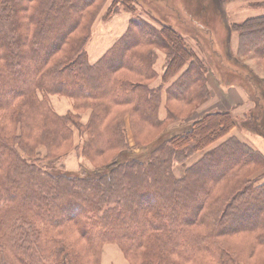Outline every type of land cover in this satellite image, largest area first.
Segmentation results:
<instances>
[{
  "label": "trees",
  "instance_id": "obj_1",
  "mask_svg": "<svg viewBox=\"0 0 264 264\" xmlns=\"http://www.w3.org/2000/svg\"><path fill=\"white\" fill-rule=\"evenodd\" d=\"M102 1L104 2V0H13L10 2L0 0V82L6 81L3 77L5 71L7 77L10 78L9 82L26 84L24 76L19 77L22 70L14 67L25 59L33 64L31 65L33 71L28 78L30 82L28 88L11 95L10 101H7V105L14 104L16 112L20 114L19 117L14 111L10 121L12 124H15L13 122L21 123L19 129L15 128L7 135L5 131L8 129L7 120H0V174L3 175L5 181V190L0 200L5 201L11 208L6 212L2 211L4 214L0 210V227L3 228L4 233L11 230L10 237L16 243V236H21L24 226L46 223L52 230L34 229V232L37 241L39 239L48 241L53 254L57 252L56 248L61 250V253L56 254L53 263L50 264H85L86 259L82 257L70 259V255L63 251L66 248L62 247V249L60 246L62 243L56 241L57 235L54 231L63 227V223L74 222L78 225L88 209L95 213L97 210L94 205L98 206L99 203L91 199L98 190L102 191V187L108 184L109 179L122 172L132 185L130 199L146 200L144 194L139 195L140 192L146 191L143 189L144 185L160 188L162 194H174V206L167 202L168 207L160 206L154 210V213L150 212L152 206L142 211L143 213H137L132 208L130 209V200H128L126 204H122L125 212L119 217L113 215L117 222L127 217H131L132 220L142 217L144 225L150 229L140 231L141 239L143 236L149 239L151 235L147 234H158L150 238L153 241L152 244L141 243V245H136L132 251L122 246L128 255L132 252L137 259L131 256L130 260L133 264L249 263L255 258L257 249L262 250L261 247H264V200L260 205V199H264V184L254 187L255 181L251 179V175L249 176L252 171L264 169V156L235 137L229 138L217 150L210 151L207 154L208 158L202 160L195 168L196 175L199 176L207 169L212 170L223 166L226 160L232 161L230 166L221 169L212 180L219 181V185L232 175L233 182L228 187L230 193L213 204V212L206 218L203 217L202 212L206 209V201L210 198L211 189L207 190L206 194L204 190H201L203 191L201 196L205 195L203 198L207 199L206 201L205 199L200 200L192 211V216L185 222L191 231H187L188 240L179 238L180 233H183L182 236L187 233L176 227L178 216L175 215L179 212V208L184 207L179 199L184 201L192 192L184 193L179 189V182L174 180L171 171L169 172L171 161L169 162L167 157L156 159L149 167L151 172L140 164L124 165L115 167L109 172H97L93 177L74 174L55 176L34 163L37 162L34 160L36 151L42 145L47 148L48 157L67 153L69 147L65 144L71 139L70 129L66 127L68 122H73L83 131L89 132L92 138L96 134L93 142L98 141L97 143L103 147L101 149L105 152L120 149L121 153L126 145L124 132L121 131V118L114 125L105 124V121L114 122L115 108L132 107L134 111L141 113L142 119L151 122L153 126L163 123L154 114L155 106L156 108L158 106V91L161 88L157 90L150 88L151 81L157 76L153 69L157 49L166 52L162 82L166 84L170 79L173 80L179 75L178 79L173 81L175 82L172 85L174 89H171L172 87L168 89L169 102L172 100L190 105L193 101H201L207 95L204 84L206 67L188 44L185 34L170 25L158 28L143 19L138 14L135 0L111 1L106 19L122 12L131 14L132 18L126 33L96 63L92 64L86 47L90 39V27L97 11L93 12L85 26L86 34L78 39H75L74 35L83 27L85 16L90 15L95 5ZM219 1L203 0L200 13L196 16V21L200 25L209 26L217 16H219L217 19H223V12L218 7L221 5ZM193 18L195 20L194 15ZM226 29L228 33L237 32L240 39L238 56L230 53L226 43L223 55L227 61L236 65L239 61L241 62L239 59L241 57L264 60V15L252 17L242 23L226 25ZM57 39L58 41H55ZM50 45L51 51L44 55L45 49ZM67 45L69 48H66ZM139 55L145 56L141 62L142 67H139ZM39 60L40 64L34 68V64ZM242 63L245 66L239 65L241 72L238 73L242 80L241 83L252 88L255 98L262 106L248 112L246 122L244 121L241 127L264 139V79L248 71L247 65ZM12 68L14 72L11 71ZM184 70L185 72L181 74ZM121 73H127L131 77L135 75L141 79L139 81L128 80L130 78L124 77ZM78 77L81 79L78 80ZM231 77L230 74L227 78L222 77V82H233ZM36 88L73 98L76 101L78 113L86 112L88 109L92 111L90 122L87 126H82L77 115L57 116L46 103L40 100L35 102L38 99L34 92ZM191 123L186 133L174 135L167 140L171 150L175 153L181 151L197 153L208 149L230 135L237 126L236 119L230 112L208 113ZM249 125H253L255 130L252 131ZM105 134L108 135L110 142L102 141ZM13 142H17L22 153L30 159L24 155L22 157L18 155ZM23 142L26 143L23 144ZM88 142L90 143V140ZM150 144L148 142L147 146ZM6 156L8 160H11L4 165ZM204 167L206 168L203 169ZM150 174L153 176L152 179L148 177ZM193 195L192 197H195ZM17 196H19V201L15 200ZM225 200H228V203L232 201L227 210L224 209L228 205V203L225 204ZM247 202L255 206V210L252 211L253 218H250L251 222L247 220L251 216L247 209L241 208L242 204ZM68 208L74 214L66 218H57L54 221L49 218L55 213L59 216L60 212ZM128 209L131 213H128ZM93 212L89 211V214ZM235 214L238 215V223L243 214L245 219L243 220L248 223L244 224L242 220L241 225L232 228L231 225L236 224L234 223L236 218H233ZM169 220L174 223L167 225ZM88 221L91 219L89 218ZM199 223L203 227L206 223L209 225L205 233L195 232ZM123 230H121L122 234H127L129 239L135 236L134 230L126 231L124 228ZM4 233L0 231V242L5 238ZM86 234L87 232L82 229V236L85 237ZM251 234L254 237L250 239L248 235L252 237ZM233 236H239L243 241L238 248L231 249L227 243L226 249L219 245V240L226 242L227 238ZM165 240L167 244L169 243L168 247ZM194 240L198 242L191 246L189 241ZM170 244H172L171 251L168 249ZM197 249L200 252L196 255ZM144 250H146L148 261H141L139 254L145 255L141 253ZM83 252H90V250ZM172 255L179 259H173ZM202 256L210 259H203ZM60 257L65 260L61 261ZM28 260L24 264H41ZM240 260L244 262L240 263ZM2 263L7 264L8 261ZM45 263L46 261L42 264Z\"/></svg>",
  "mask_w": 264,
  "mask_h": 264
},
{
  "label": "rangeland",
  "instance_id": "obj_2",
  "mask_svg": "<svg viewBox=\"0 0 264 264\" xmlns=\"http://www.w3.org/2000/svg\"><path fill=\"white\" fill-rule=\"evenodd\" d=\"M10 1L13 0H9V2ZM111 1L112 0H104V2L102 1L103 3L101 2L96 4L95 7L91 10L90 12L91 14L85 16L83 27L79 30V32H77L74 35V38L78 39L79 37H82L86 34L85 26L88 23V20L91 18L93 12L97 11L96 16L94 18L95 20L91 24L89 31L90 39L86 47L87 53L89 46L93 42L94 38L97 37L98 39V36H96L98 28L110 22L112 18L116 16L114 15L111 18L106 19L107 10L111 5ZM135 1H136V7L138 9V14L152 25L158 28H161L163 25H170L174 29L181 31L185 34L188 44L193 48L195 54L204 63L206 67L205 73L206 72L207 73L205 74L204 84L207 95L203 97L204 99H202L201 101L199 100L193 101V103L190 105L184 102H178L172 100L169 102L168 89L170 87H172L171 89H174L172 85L175 82L173 81L177 80L179 75H177L173 80L170 79V81L166 84L162 82V74L164 72V66L166 61V52L161 49H157L156 51L157 55L155 58L156 60L153 66V69L155 70L157 76L155 77L154 80L151 81L150 88L155 90L161 88L158 91L159 92L158 106L157 108L155 106L154 114L156 115L157 119H159L163 123L153 126L151 122L145 120L144 118L142 119L141 113L138 111H134L132 107L115 108L116 118L114 122L105 121V124L114 125L121 118L122 120L121 131L124 132L123 136L126 140L125 141L126 145H124L125 147L123 148V151L121 153L120 149L106 150L105 152L103 149H101L103 147L97 143L98 141L93 142L94 136L96 134L92 138L89 132L83 131L73 122H68L66 127L68 126V128L70 129L71 139H69L65 144L67 147H69L67 153L65 155L57 154L53 157H48L47 156L48 150L45 146L42 145L36 151V157L34 158V160H37V162L34 163H37L38 166H40L42 169L51 172L55 176L61 174H66V175L74 174L77 176L93 177L95 174H97V172H109L115 167L124 166V165L134 166L140 164L146 170H149V167L156 159H164V157L165 158L167 157L168 161L169 162L171 161V163H169V172L171 171L174 180L179 182L178 185L179 189L182 190L184 193L187 191H191L192 194L195 195V197H192V194L190 196L188 195V197H186L184 201L181 200V198L179 197L180 198L179 200L181 201L182 204H184V207L179 208V212H177L176 213L177 215H175L178 216L176 227L178 229L181 228L182 231L187 233V235H183V236H182L183 233H180L179 238L187 239L189 237L187 231L189 232L191 231L189 230L188 225L185 224V222L190 216H192L191 213L195 209L197 204H199L200 200L205 199L206 201L207 199V198H203L205 195L201 196L203 195V191L201 190H204V194H206L207 190L211 189L209 193L210 198L206 201L207 202L206 209L202 212V215L205 218L209 217L210 214L213 212V208H212L213 204L222 200L226 194L228 195L230 193L228 187L229 185L231 186L233 182V178L231 177L232 175L227 177V179L222 181L219 185H218L219 181L214 182L212 178L217 176L221 169L230 166L232 161L226 160L224 161L223 166L214 168L212 170L207 169L205 172L203 173L201 172L199 176L196 175V170H195L196 166L200 164L202 160H204L208 156L207 154L210 151L212 152L217 150L219 147H221L223 143H225L229 139V135L227 137L222 138L220 141L215 143L210 148L197 153L191 151H181L175 153L173 150H171L172 148L169 146L167 140L170 137H173L174 135L186 133L188 131V127L192 124L191 122L198 120L199 118L205 116L208 113L219 112L215 110L213 111L209 110L208 106L210 104V100L212 97L211 90L214 84L216 83L215 80L217 82H220L219 81L220 74H223L222 77L224 78H227L228 74H230L232 76L231 78L233 80V84L240 86L238 82H242V80L238 74L239 72H241L239 65L245 66L242 62H244L247 65L246 68H248V71H251L255 75H257L253 71V68L250 65V61H252L251 64H254V66L257 68L260 74H264V60L256 59L253 62V58L241 57L242 59L239 58L241 62L238 60L239 64L234 65L229 61H227L225 59V56L223 55L226 43L228 44V49L230 50V53H232L233 55L235 54L238 56L237 51H239L240 48L238 47V49H236L237 53H234V51L230 47L229 44L230 38L232 37V34L237 32H231V33L227 32L226 25L230 26V24L227 21L229 19L228 15L233 14L235 12H239V13L259 12L260 14L258 13L257 15H254L252 17L262 16L264 15V0H235L238 2V5L235 8H233L234 5L229 6L228 10H226L227 3L234 0H220L219 2L221 3V5H219L218 7L223 12L222 13L223 19L220 18L217 19V17H219L217 16L216 19H214L213 21V16H212L211 19L213 22L210 23L209 26L205 24L200 25V23L196 21V16L197 14L200 13V7L201 4H203V0H197L196 2L194 0H135ZM119 7H121V9L123 8L122 6ZM32 10L34 9L32 8ZM229 10L231 11L229 12ZM122 13H126V12H122ZM193 15L195 17V20L193 18ZM248 17L249 18L247 19L252 18L251 16ZM255 40H257V38ZM55 41H58V39ZM66 48H69V45H67ZM51 49L52 47L50 45V47L45 49L44 55H47L51 51ZM140 53L144 54V52H140ZM26 54L29 55L28 51H26ZM88 57L90 60V54H88ZM144 57L145 56L142 55L138 56L140 60L139 67H142L141 65L143 64L141 62ZM233 57L237 58L235 56ZM39 64H40V60L34 64V68L38 67ZM31 65L33 64L30 63L28 59H25L18 66L14 67L15 69L19 67L22 70L20 71L19 77L24 76L25 80L27 81L26 84H20V82L19 83L9 82L10 78L7 77L5 71L3 77L5 78L6 81L0 82V107H1L0 120H7L6 125L8 129L5 130L8 133L7 135L12 133L15 128L16 130L19 129V126L21 125V123L18 124L17 122H13L15 124L10 123L14 111L16 112L17 109H15L14 104L8 106L7 101H10L11 95L15 94L20 90H24L28 88V86L30 85V82H28V78L31 76V72L33 71V66ZM161 65L163 66H162V71L160 72V70L157 67ZM27 68L30 69L27 71L26 70ZM11 71L14 72L13 68ZM184 72L185 70L182 71L181 74H183ZM133 73H137V72H133ZM140 73L143 72L140 71ZM121 74H124V77L126 78H130L128 80L135 79L139 81L141 79L140 77L135 75L131 77L127 73H121ZM240 75L242 74L240 73ZM79 79L81 78L78 77V80ZM224 85L226 86V84ZM34 92H35V97L37 96L38 98L35 102H39L40 100L41 102L46 103L48 107L52 110V112L57 116L66 117L70 114L77 115L80 118L79 123L82 126H87V124L90 122L92 111L88 109L86 112L78 113L76 111L77 110L76 101H74L73 98L64 95L48 93L47 91H44L42 88H36ZM193 93L195 94V89L193 90ZM16 114L18 113L16 112ZM169 115L171 118L169 117ZM18 116L20 117V114H18ZM246 118L247 115L240 117L236 120L237 129L244 130L241 126H243V124L246 122ZM249 127L252 128L251 129L252 131L255 130V127L253 125H249ZM21 132H22V128H21ZM255 135L259 136L257 134ZM88 139L90 140V143L88 142L89 141ZM102 141L107 143L109 141L108 135L103 136ZM148 142L151 144L147 146ZM25 143L26 142H23V144ZM13 146H15V149L17 151L16 153L22 157V155L24 154L19 149L20 145H18L17 142H13ZM25 157L27 159H30L27 156ZM4 159H5L4 160L5 163L3 162L4 165H7V163L11 160V159L8 160L7 156L4 157ZM205 168L206 167H204L203 169ZM249 176L253 181H255L254 187H258L264 184V178H263L264 169L261 171L258 170L256 172L252 171L249 174ZM148 177L152 179L153 176L152 174H150ZM183 181L184 183H180ZM4 182H5L4 177L2 174H0V197L1 195H3L5 190ZM134 184H136V182H134ZM205 184H207L206 187ZM143 189L146 191L140 192L139 195L142 196L144 194L146 200L141 201V200H134L133 198L130 199V192L132 190V185L127 180V177L123 176L122 172H119L117 175L113 176L112 179H109L108 184H104V186L102 187V191L98 190V192L95 193L94 198L91 199V201L99 203L98 206H95L93 204L97 211L94 213L93 210L88 209L87 214L85 215V217L81 219L78 225H76V223L74 222L65 223V224L63 223L62 224L64 225L63 227L59 228L57 231L56 230L54 231L55 234L57 235L56 241L62 243V245H60L61 248L62 247L66 248V249L63 248L62 249L66 254L70 255V259L71 258L76 259V257H82L86 259L85 264H133L130 260V258H132L131 256H133L135 260L137 259L135 258L134 255H132V252H129L130 255H128L123 250L122 246L125 247L127 250L132 251L133 248L136 247V245H141V243L152 244L153 241H151L150 238L153 237V235L156 236L158 234L157 233L147 234V235H151L149 239L145 238L144 236L141 239V236H139L141 234L140 231H148L150 229V227H146L144 225V221L142 220V217H138L136 220H132L130 219L131 217L130 218L127 217L123 219V221H120L119 219V222H117L113 215L119 217L120 214H123L125 211L122 204L124 203L126 204L128 200H130V209L132 208L137 213H141L150 206L153 207L152 210L150 209V212L154 213L155 212L154 210L156 208H160V206L168 207V205L166 204L167 202L169 203V205L174 206V199H173L174 194H166V193L162 194L161 193L162 190L160 188L151 187V186L148 187L145 185ZM193 189L195 191H193ZM15 200L19 201V196H17ZM263 200L264 199H260V205ZM226 203H228V200H225V204ZM230 203H228V205L224 208L225 210L229 208V206L231 205ZM249 205H250L249 202H247L246 204L244 203V205L242 204L241 208L247 209L249 215H251L247 220L251 222L250 218H253L252 211L255 210V206H251V205L249 206ZM53 207L55 208L56 206L53 205ZM10 209H11L10 205L8 206V204L5 201L3 202L2 200H0L1 212L2 211L6 212L7 210ZM110 210H112L113 212H111ZM89 211H92L93 214L92 213L89 214ZM4 212L2 213L4 214ZM165 212L167 213V211ZM128 213H131L129 209H128ZM55 214L49 217L53 221L60 217L66 218L69 215L74 214V212L70 208H68L64 212H60L59 216ZM89 218L91 219V221H88ZM233 218L234 219L236 218L235 219L236 221L234 222L236 224L231 225V227L235 228L238 225L242 224V220L244 219V214L240 216L239 223H238V215L235 214ZM244 220H243L244 224L248 223V221L245 222ZM173 223L174 222H172L171 220L167 221V225ZM197 225L198 226L195 228V232L199 234L205 233V230L208 229L207 223L205 227L201 226V223ZM119 228H121V230H123L124 228L126 229V231L134 230L135 236H133L132 239L131 238L129 239L128 235L122 234L123 232L119 230ZM34 229L38 231L52 230L51 227L46 223H42V225H40L39 223H35L32 226L31 225L24 226L21 230L22 232L20 234L21 236L19 235L16 236L15 239L16 243H15L12 241V237H10L11 230L6 231L4 233L3 228L0 227V231H3L4 233L3 235H5V238L3 240L1 239L0 242V264H3L2 262L5 261H8L7 264H24L25 262H27L28 259H29L28 261H32L34 263L42 264L45 261H46L45 264L53 263L55 259V255L61 253V250H58L56 248L57 252L53 254L51 250V246H49L48 244V241L43 239H39L37 241L35 239L36 236ZM82 229L85 232H87L85 237L82 236ZM251 235L252 237L248 235L250 239L254 237L253 234ZM164 242L168 247L169 243L167 244L166 240ZM189 242L191 243L192 246L195 242H198V240L189 241ZM242 242L243 241L239 236H233L227 238L226 242L219 240V245L224 246V248L226 249V243H227L232 249V248H238L242 244ZM171 248H172V244L169 245L168 249H170L171 251ZM261 248L262 250L257 249V251L255 252V258L250 260L249 263L246 262L245 263L264 264V247ZM15 250L18 251L16 252ZM84 250H90V252H83ZM198 252H200L199 249H197L196 255L198 254ZM141 253L145 254L146 250L141 251ZM178 253L181 254L180 252ZM139 255L141 261L142 260L148 261L146 254L145 255L139 254ZM168 256L170 257L169 254ZM172 258L176 259L177 257L172 255ZM202 258L210 259L209 257L206 256H202ZM60 260L61 261L65 260V258L63 259L62 257H60ZM218 261H219V255H218ZM241 262H244V260H240V263Z\"/></svg>",
  "mask_w": 264,
  "mask_h": 264
},
{
  "label": "crops",
  "instance_id": "obj_3",
  "mask_svg": "<svg viewBox=\"0 0 264 264\" xmlns=\"http://www.w3.org/2000/svg\"><path fill=\"white\" fill-rule=\"evenodd\" d=\"M235 8L238 5L237 1L228 2L226 5V10L229 9V6ZM231 10H229L230 12ZM259 12L251 13H239L235 12L228 15V23L230 25L237 24L245 21L248 16L257 15ZM260 14V13H259ZM132 16L127 13L117 14L112 18V20L101 27L98 28L96 36L93 42L90 44L88 49V54H90L91 63H96L128 30ZM144 19V18H143ZM230 47L237 53L240 39L238 33L232 34V37L229 41ZM237 51V52H236ZM256 59H253V62ZM250 65L253 68V71L257 74L258 77L264 79V74H260L254 64ZM162 66L157 68L162 71ZM220 82L215 80V84L211 90V100L209 104V110L219 111V112H230L234 118L237 120L240 117L245 116L248 112L252 110H257L262 106L259 105V102L252 88H250L245 83L242 84L238 82L240 86L234 85L233 82H223L222 83V74H220ZM226 84V86L224 85ZM238 117V118H237ZM237 137L241 142L246 144L252 150L260 152L264 155V139L262 137L256 136L255 134L250 133L246 130H239L237 128L229 135V138Z\"/></svg>",
  "mask_w": 264,
  "mask_h": 264
}]
</instances>
